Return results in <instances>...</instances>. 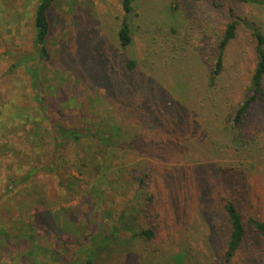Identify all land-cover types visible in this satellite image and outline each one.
Masks as SVG:
<instances>
[{
    "label": "rangeland",
    "instance_id": "374dc122",
    "mask_svg": "<svg viewBox=\"0 0 264 264\" xmlns=\"http://www.w3.org/2000/svg\"><path fill=\"white\" fill-rule=\"evenodd\" d=\"M216 1L240 26L211 87L226 8L136 0L134 44L123 48L122 0H55L42 59L39 0H0V264H61L57 255L68 261L104 237L93 264L180 255L183 264H225V199L247 228L230 264H264V240L248 223H264L263 105L237 129H218L244 99L255 65L248 25L264 33V6ZM52 123L83 137L56 148Z\"/></svg>",
    "mask_w": 264,
    "mask_h": 264
},
{
    "label": "trees",
    "instance_id": "16d2710c",
    "mask_svg": "<svg viewBox=\"0 0 264 264\" xmlns=\"http://www.w3.org/2000/svg\"><path fill=\"white\" fill-rule=\"evenodd\" d=\"M55 0H39L37 4V9L35 10L34 15V46L40 58L48 57L47 41L50 33V21H49V12L53 7ZM135 1L136 0H122V9H123V18L121 21L120 29L118 32L120 45L123 48L130 47L134 44L133 38V25L132 19L136 16L135 14ZM197 2H208L217 8H226L228 9L229 16L231 18L230 22L227 23L225 30L221 38L218 39L213 45L214 52L210 54V76L208 77V84L212 87L215 85L217 79L222 75L224 71L225 63V53L228 46L236 39L237 33L239 30V20L236 18L235 10L228 5H219L216 0H193ZM242 3H251L264 6V0H238ZM253 32V38L255 43L254 54H255V65L253 72L250 77V82L247 87L245 96L241 104L234 109L233 114L226 117L225 126L218 127L220 131H233L237 129L241 124L244 123L245 117L250 112V110L258 103H261L264 107V33L259 29L248 25ZM126 67L129 71L135 72L137 69V63L133 60L127 61ZM28 72L33 80V87L37 93L40 94V77L36 70L28 69ZM135 88V87H134ZM162 89V88H161ZM163 90V89H162ZM170 99H173L172 93L168 90ZM183 96V95H182ZM176 102L185 105L183 101H178L173 99ZM182 100L186 101V97L183 96ZM42 102V99H40ZM224 125V124H223ZM53 126V140L56 144V148L60 146L67 145L71 142H78L83 134L77 132L74 129L64 128L58 126L57 124L52 123ZM233 129V130H232ZM105 140V139H102ZM109 141V140H107ZM37 169H32L28 177L35 175ZM224 217L226 219L229 232L226 239V249L223 253V259L225 264H230L232 260L238 255L239 251L242 249L246 237H247V228L243 220V215L239 211L236 204L229 200L225 199L223 205ZM248 223L251 227L257 232L264 240V223L258 221L255 218H250ZM114 234V232H112ZM111 234V235H112ZM154 233L151 230H147L141 233V236L146 237L145 239H151ZM102 242L99 245L95 243L92 246H88L87 249L83 247H78L76 252L72 257L66 261V258L59 256V261L61 264H93L95 257L103 249L101 246H104L106 243L110 242V238L104 237L101 240ZM84 255V258H82ZM81 256V258H79ZM183 255H180L178 258L170 260L172 264H183Z\"/></svg>",
    "mask_w": 264,
    "mask_h": 264
}]
</instances>
